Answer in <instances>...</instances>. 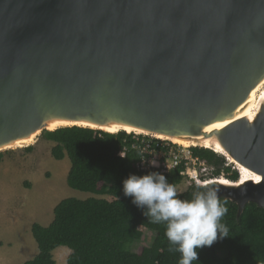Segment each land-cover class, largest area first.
I'll return each instance as SVG.
<instances>
[{
	"label": "water",
	"instance_id": "water-1",
	"mask_svg": "<svg viewBox=\"0 0 264 264\" xmlns=\"http://www.w3.org/2000/svg\"><path fill=\"white\" fill-rule=\"evenodd\" d=\"M263 83L264 0H0V153L71 127L192 143L239 172L198 185L240 216L264 208Z\"/></svg>",
	"mask_w": 264,
	"mask_h": 264
},
{
	"label": "trees",
	"instance_id": "trees-1",
	"mask_svg": "<svg viewBox=\"0 0 264 264\" xmlns=\"http://www.w3.org/2000/svg\"><path fill=\"white\" fill-rule=\"evenodd\" d=\"M134 136L80 127L44 131L43 137L55 143L52 156L63 160L68 155L71 161L68 185L105 198L61 201L49 226L37 223L32 226L39 253L25 264H57L53 252L59 247L71 250L68 264H179L181 254L169 250L166 225L151 223L143 215L146 209L138 208L132 197L123 193V181L129 174L152 172L138 171L140 156L130 148ZM124 146L129 149L125 157H120ZM26 149L32 151L33 146ZM193 151L214 168L210 179L220 177L223 171L231 181L239 179V172L223 156L204 148ZM3 158L4 153H0V164ZM184 170L180 166L165 176L177 187L186 178L182 175ZM198 190L200 185L192 184L178 196L191 199ZM226 206L228 212L222 222L229 228V237L196 249L198 260L193 264H264V208L250 203L239 216L236 203L228 200ZM150 231L156 233L153 245L133 252L131 246Z\"/></svg>",
	"mask_w": 264,
	"mask_h": 264
},
{
	"label": "rangeland",
	"instance_id": "rangeland-1",
	"mask_svg": "<svg viewBox=\"0 0 264 264\" xmlns=\"http://www.w3.org/2000/svg\"><path fill=\"white\" fill-rule=\"evenodd\" d=\"M54 146L55 143L46 140L42 134L38 136L32 151L19 148L4 152L0 164L1 261L8 258L16 261V264H25L34 259L39 248L31 228L36 223L49 226L54 221V210L61 201L68 198H105L72 189L68 185L71 161L68 155L63 160H56L52 156ZM210 178L211 175L204 176L203 181ZM192 184L195 182L189 177L185 178L176 187L178 194ZM155 238L156 233L150 231L131 246V250L137 252L141 247H151ZM64 248L67 247H59L53 252L57 264H68L69 253Z\"/></svg>",
	"mask_w": 264,
	"mask_h": 264
},
{
	"label": "clouds",
	"instance_id": "clouds-1",
	"mask_svg": "<svg viewBox=\"0 0 264 264\" xmlns=\"http://www.w3.org/2000/svg\"><path fill=\"white\" fill-rule=\"evenodd\" d=\"M140 160L143 163L146 158L141 156ZM147 162L157 166L155 159ZM219 192V187L201 185L191 199H181L175 185L160 172L129 174L123 181L124 195L132 197L138 208L146 209L143 215L151 223L166 225L169 250L181 254L179 264H193L198 260L196 249L229 237V228L222 222L228 199H221Z\"/></svg>",
	"mask_w": 264,
	"mask_h": 264
},
{
	"label": "built area",
	"instance_id": "built-area-1",
	"mask_svg": "<svg viewBox=\"0 0 264 264\" xmlns=\"http://www.w3.org/2000/svg\"><path fill=\"white\" fill-rule=\"evenodd\" d=\"M130 148L138 152L140 158L141 156L146 158L145 162L142 163L141 160L138 162V171L160 172L166 175L180 166H184L185 170L182 175L186 178L189 177L195 184L202 182L204 176H213L214 168L208 162L196 156L191 147L185 148L151 136L135 135ZM128 149L129 146H124L120 152L123 157L126 156ZM121 155L119 154L120 157ZM152 159L157 161V166H152L147 162ZM218 178H227L226 173L223 171Z\"/></svg>",
	"mask_w": 264,
	"mask_h": 264
},
{
	"label": "bare ground",
	"instance_id": "bare-ground-1",
	"mask_svg": "<svg viewBox=\"0 0 264 264\" xmlns=\"http://www.w3.org/2000/svg\"><path fill=\"white\" fill-rule=\"evenodd\" d=\"M264 94V83L258 88V90L252 95V98H251V106L250 108H248V111L247 113L250 115V116H255L256 113H257V109H258V100L259 98L261 97V95ZM222 125H219L218 128H220ZM111 132H116L115 131H112L110 130ZM34 141H30L29 143H32ZM173 143L177 144V145H180V146H183L185 148H188L190 146H193L192 143H188V142H184V141H178V140H174L172 141ZM241 172H242V181H246V180H249V179H253L256 180L257 182L260 181V177L258 176H254L253 174H251L248 170L244 169V168H241L240 169ZM258 178V179H257ZM221 179V180H220ZM219 179V183L221 184H228L230 185L229 182L226 181L225 178H220Z\"/></svg>",
	"mask_w": 264,
	"mask_h": 264
},
{
	"label": "crops",
	"instance_id": "crops-1",
	"mask_svg": "<svg viewBox=\"0 0 264 264\" xmlns=\"http://www.w3.org/2000/svg\"><path fill=\"white\" fill-rule=\"evenodd\" d=\"M32 229V228H31ZM64 249H66L67 251H68V253L69 254H71V250L69 249V248H64ZM69 254H68V256H69ZM3 255V254H2ZM67 256V257H68ZM6 260H0V263H3V264H16V261H13V260H10V259H8V258H5Z\"/></svg>",
	"mask_w": 264,
	"mask_h": 264
},
{
	"label": "snow or ice",
	"instance_id": "snow-or-ice-1",
	"mask_svg": "<svg viewBox=\"0 0 264 264\" xmlns=\"http://www.w3.org/2000/svg\"><path fill=\"white\" fill-rule=\"evenodd\" d=\"M226 3H230V0H226ZM215 127H219V125L215 126ZM258 179V178H257Z\"/></svg>",
	"mask_w": 264,
	"mask_h": 264
}]
</instances>
